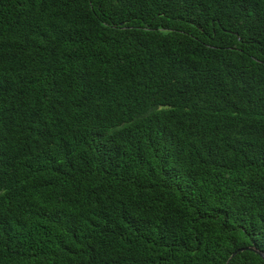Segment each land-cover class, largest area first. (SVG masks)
<instances>
[{
	"label": "trees",
	"instance_id": "trees-1",
	"mask_svg": "<svg viewBox=\"0 0 264 264\" xmlns=\"http://www.w3.org/2000/svg\"><path fill=\"white\" fill-rule=\"evenodd\" d=\"M0 264H264V0H0Z\"/></svg>",
	"mask_w": 264,
	"mask_h": 264
},
{
	"label": "water",
	"instance_id": "water-1",
	"mask_svg": "<svg viewBox=\"0 0 264 264\" xmlns=\"http://www.w3.org/2000/svg\"><path fill=\"white\" fill-rule=\"evenodd\" d=\"M235 251L232 252V254L234 253Z\"/></svg>",
	"mask_w": 264,
	"mask_h": 264
}]
</instances>
